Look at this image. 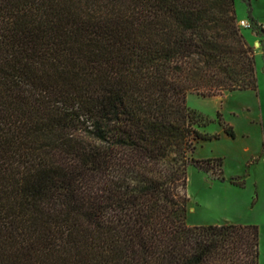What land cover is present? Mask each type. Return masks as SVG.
<instances>
[{
	"label": "trees",
	"instance_id": "1",
	"mask_svg": "<svg viewBox=\"0 0 264 264\" xmlns=\"http://www.w3.org/2000/svg\"><path fill=\"white\" fill-rule=\"evenodd\" d=\"M236 90L234 0H0V264H259L257 225L186 222L187 166L222 164L186 96Z\"/></svg>",
	"mask_w": 264,
	"mask_h": 264
},
{
	"label": "rangeland",
	"instance_id": "2",
	"mask_svg": "<svg viewBox=\"0 0 264 264\" xmlns=\"http://www.w3.org/2000/svg\"><path fill=\"white\" fill-rule=\"evenodd\" d=\"M236 14L248 19L251 28L241 32L251 46L257 90H236L201 96L189 92L188 107L211 122L202 129L219 133L218 139L199 141L195 158H221L210 168L189 164L186 169L188 225L221 223L255 224L259 230L258 263L264 264V0H234ZM252 18V19H251ZM219 112L234 137L216 121Z\"/></svg>",
	"mask_w": 264,
	"mask_h": 264
},
{
	"label": "built area",
	"instance_id": "3",
	"mask_svg": "<svg viewBox=\"0 0 264 264\" xmlns=\"http://www.w3.org/2000/svg\"><path fill=\"white\" fill-rule=\"evenodd\" d=\"M238 25L240 28H251V23L249 22L248 19H239L238 20ZM262 28L264 29V24H262Z\"/></svg>",
	"mask_w": 264,
	"mask_h": 264
},
{
	"label": "crops",
	"instance_id": "4",
	"mask_svg": "<svg viewBox=\"0 0 264 264\" xmlns=\"http://www.w3.org/2000/svg\"><path fill=\"white\" fill-rule=\"evenodd\" d=\"M237 16H238V17H240V15H239V14H237ZM239 19H243V18H238V20H239Z\"/></svg>",
	"mask_w": 264,
	"mask_h": 264
}]
</instances>
